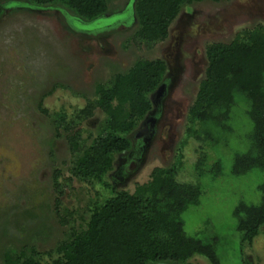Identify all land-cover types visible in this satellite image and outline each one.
<instances>
[{
	"label": "rangeland",
	"instance_id": "374dc122",
	"mask_svg": "<svg viewBox=\"0 0 264 264\" xmlns=\"http://www.w3.org/2000/svg\"><path fill=\"white\" fill-rule=\"evenodd\" d=\"M134 3L109 0L116 12L92 22L60 6L0 3V264L3 252L20 257L26 249L40 264L51 263L57 243L85 227L96 201L116 190L132 193L156 167L173 169L176 183L199 190L198 201L180 214L188 236L214 242L220 264H264V226L249 241L238 226L244 204L259 202L264 183V170L235 162L254 149L249 102L235 93L221 124L189 114L206 47L244 27L264 26V0L195 1L151 41L135 35ZM138 59H163L166 84L151 95V115L134 132L131 151L113 156L106 185L82 182L70 171L68 133L80 132L75 139L85 143L98 133L103 108L79 112L93 103L97 87ZM188 261L211 264L202 255Z\"/></svg>",
	"mask_w": 264,
	"mask_h": 264
},
{
	"label": "trees",
	"instance_id": "16d2710c",
	"mask_svg": "<svg viewBox=\"0 0 264 264\" xmlns=\"http://www.w3.org/2000/svg\"><path fill=\"white\" fill-rule=\"evenodd\" d=\"M5 1L12 0L0 3ZM27 1L60 6L88 22L116 12L110 9L109 0ZM195 1L200 0H135V35L146 41L155 40L166 32L183 6ZM2 10L0 4V13ZM205 56L204 78L189 109L190 116L200 122L213 117L221 124L227 120L225 113L234 102L235 93L244 95L249 102L247 114L253 124L255 144L253 152L237 155L235 162L264 170V26L244 27L227 42L210 43ZM167 71L163 59H138L125 72L114 73L111 83L102 85L101 91L97 87L93 103L89 101L79 115L89 112L93 104L103 108L104 119L98 133H89L86 143L75 139L80 132L68 133L72 136L68 143L73 151V176L89 184L106 185L104 179L113 168V156L131 151L133 134L141 127L139 123H147L145 118L153 109L151 95L166 84ZM115 99L118 106L111 103ZM133 118L138 124L131 130L128 121ZM174 178L173 169L156 167L150 180L137 184L132 193L114 189L112 196L96 201L85 227L72 228L71 234L57 243L58 256L49 264H193L188 260L194 255L220 264L214 242L190 237L183 230L180 214L198 201L199 190L185 188ZM259 189V202L244 204L238 219L243 241L251 240L264 226V183ZM25 252L20 257L3 252L1 257L4 256L5 264H40L39 255L29 257Z\"/></svg>",
	"mask_w": 264,
	"mask_h": 264
},
{
	"label": "water",
	"instance_id": "95a60500",
	"mask_svg": "<svg viewBox=\"0 0 264 264\" xmlns=\"http://www.w3.org/2000/svg\"><path fill=\"white\" fill-rule=\"evenodd\" d=\"M163 87H164L163 85L160 86L158 94L163 90Z\"/></svg>",
	"mask_w": 264,
	"mask_h": 264
}]
</instances>
